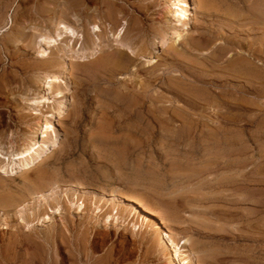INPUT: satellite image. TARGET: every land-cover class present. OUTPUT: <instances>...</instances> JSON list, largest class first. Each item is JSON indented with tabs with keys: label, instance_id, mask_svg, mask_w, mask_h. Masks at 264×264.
Segmentation results:
<instances>
[{
	"label": "rangeland",
	"instance_id": "obj_1",
	"mask_svg": "<svg viewBox=\"0 0 264 264\" xmlns=\"http://www.w3.org/2000/svg\"><path fill=\"white\" fill-rule=\"evenodd\" d=\"M65 1L89 16L77 23L61 5L54 20L84 40L58 42L41 61L32 36L55 35L54 24L40 29L45 2L0 0V53L13 33L23 41L18 56H2L0 81L16 103L0 110V142L19 148L50 116L57 144L27 175L20 172L28 158L0 170V264H82L70 259L69 243L94 213L99 264H167L157 231H133L141 218L116 194L150 207L176 243L188 241L196 264H264V0H195L192 23L173 44L174 14L163 25L169 0ZM110 8L118 12L112 31ZM118 40L125 46L116 48ZM51 75L63 80L55 92L64 98L35 117L31 94ZM52 189L56 195L37 200ZM75 189L86 207L79 215L69 205ZM115 212L118 222L108 221Z\"/></svg>",
	"mask_w": 264,
	"mask_h": 264
},
{
	"label": "bare ground",
	"instance_id": "obj_2",
	"mask_svg": "<svg viewBox=\"0 0 264 264\" xmlns=\"http://www.w3.org/2000/svg\"><path fill=\"white\" fill-rule=\"evenodd\" d=\"M43 1L45 3L38 6V8H37L38 14L39 15H41L43 13L47 14L46 15L47 21H45V20L43 21V23H45V24L40 26V29L46 30L49 28V23L51 25L54 24L55 35L53 33V35H54L53 38H49L48 36H46L47 34L38 33L37 36L33 35L32 37L34 39L33 40V43L35 45L34 49H37L36 59L41 60V61H46L48 59V57H50V55L52 54V52L50 51V48H54L55 46H57L58 42L61 44L64 40L69 39V43H70L73 39H76V38H78L79 40L81 39L82 41L84 40L83 34H77V32L72 27H68L63 23L56 22L54 20L56 7L59 8L62 5V8H63L62 14L64 15V17L67 18V17L71 16L72 18H74V20L77 23L83 22V19H85L89 16V10L85 9V8H81L82 12L79 13L77 10H75L76 6L73 4L74 2L71 3V2L65 1V0L61 4H60V0H43ZM109 4H110V6H112L114 4V2L110 1ZM81 5H83V4H81ZM194 8H195V0H169L168 10L165 13L163 25H165V26L168 25V23L171 21L169 19L168 15L174 14V20L176 21V23H175L174 28L172 30L173 31L172 35H171L172 38L170 37L171 40L169 41L170 44L178 42L180 40V36H181L182 32H184V31L187 32L188 26L192 23V11L194 10ZM40 9H42L41 12H40ZM111 9L112 8H110L109 10L107 9L108 11H107V15H106L107 21H108L107 25H108L110 31L114 30L118 24V20H117L118 19V17H117L118 12H116V11L114 12ZM97 13H98V6H96V14ZM90 14L92 15V13H90ZM175 15H176V17H175ZM32 26H33V24H32ZM89 30L91 31V33L95 37L98 36L97 35L98 33L100 34V28L98 26H96L95 24L90 26ZM119 35H120V32H119L118 36ZM21 36H22V33L19 30V32L13 33L11 35V38H9L7 41H5L3 43L4 44L2 46L3 53H0V67H2V63H3L2 56L3 55L9 59L10 58L13 59V57H16L19 55V52H18L19 46L23 45V41L21 39ZM31 42L32 41H30V43ZM171 42H173V43H171ZM162 43H163V45H165L166 50H168L169 44H168L167 40H163ZM115 46H116V48L119 49L121 47H124L125 44L122 40H118V41H115ZM155 47H157L156 44L151 46L152 49H154ZM29 48H31V47H29ZM79 53L80 52L78 50H75L71 53V56L75 58L79 55ZM61 58H63V57H61ZM2 82L3 81L1 80L0 81V110L3 107L7 108L8 107L7 105H11L12 101H14L16 103L15 97H12L14 94L12 92H10L11 88L6 87L5 84H2ZM62 83H63L62 79H60L56 75H51L49 78H47L41 84V86H39V85L36 86V92L37 93H35V94L30 93L32 96V98L31 97L30 98L35 101L33 103H36V105H35L36 107L29 106V108H28L31 112V115H33L35 117L43 115V114H41L42 112H40V110H38L39 107L40 108H41V106L44 107L45 105H49L50 102H52L54 100H58V99L60 100V99L64 98V94L62 91L55 92L56 86L58 84H62ZM7 88H8V91H6ZM7 93H8V95H6ZM39 93L40 94L43 93V96L39 97ZM30 94H28V95L25 94V96H30ZM4 97H6L9 102H1L2 99H4ZM63 106H64V102H61V104H59V111L63 110ZM8 108H10V107H8ZM14 108H16V106ZM11 112H12V110H11ZM20 116H24V115H20ZM20 116H19V118H20ZM44 118H45V121L40 124L39 128H37L33 132L29 133L25 137V140L19 146V148L16 146V143L3 144L0 142V159H4L5 157H7L9 155H11V157L13 156V158H8V160L6 162H3L0 164V170L4 171V173H5V171L6 172H9V171L13 172V169L15 170L16 165L20 162L21 159L28 158V160L26 161V164L23 166V168L20 172L21 175L24 176V175H27L29 172L33 171L36 167L39 166V164L44 162V160L49 159L52 156V154H54L53 152L57 148V144H56V139H55L56 136H55V133H54V130L52 127L53 125H51V123L48 119V118H50V116L49 117L45 116ZM60 119H62V113H59V120ZM39 144H41V146H40L41 148L37 149L36 147ZM37 178H39V177H37ZM44 188H45V186H44ZM45 190H46V188H45ZM55 190H57V189L55 188ZM55 190L52 189V191L47 193L46 195H40L39 197H37V200L38 199L47 200V198H50L51 196L53 197V195H56V193H57ZM78 191L79 190H76V189L74 190L75 196H73L74 197L73 201L69 202L70 207L72 209H74V211L76 212L75 213L76 215L82 214L86 210L85 209L86 207L83 205V202H81V203L78 202V196L81 195V193ZM113 199H115L118 203L121 202L122 205H124L127 209H129L130 214H132V215H130V216H132L131 218H133L135 215H137V217L141 218V225L136 227L135 224H132L131 227L133 228V231L139 232L140 228H142V227H145V228L152 227L157 231L158 243L161 246V250L163 253V259L166 261L167 264H196L197 263L195 254L188 248V241L186 239H182L178 243H176L174 237L168 231L166 224L159 218L158 214L156 215V213L150 207H148L146 204L142 203L141 201L137 200L136 198H134L132 196L116 194L113 196ZM75 200H76V202H75ZM59 209H56L55 212H58ZM99 210L100 209L97 208V211H99ZM101 211L102 210H100L98 212V214ZM94 214L95 215H94L93 219L88 217L87 220L79 221L80 226H79V228H76L75 234L73 236L74 237L73 242L69 243L74 247L75 254H73L72 256H69V255L68 256L70 257V259L74 260L77 263L99 264L98 260H96V257H95L96 237L91 236L94 233L93 230L96 228V221H98V219H99V218L97 219L96 213H94ZM117 214L118 213L115 212L114 215L112 214L111 216H107V220L112 221V220H110V218H112V219H115L116 222H118L119 217L117 216ZM71 217H73V216H71ZM84 219H86V218H84ZM81 225L83 227H81ZM144 234L147 236L149 235L146 232H144ZM62 235L64 236V234H62ZM65 238L68 239V237H65ZM58 255H59V253H58ZM51 262H54L52 264H58L57 259H54Z\"/></svg>",
	"mask_w": 264,
	"mask_h": 264
}]
</instances>
